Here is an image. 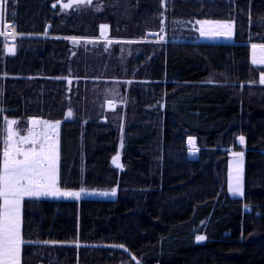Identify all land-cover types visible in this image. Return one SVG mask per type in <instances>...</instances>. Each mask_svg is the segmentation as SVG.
<instances>
[{"label":"trees","instance_id":"16d2710c","mask_svg":"<svg viewBox=\"0 0 264 264\" xmlns=\"http://www.w3.org/2000/svg\"><path fill=\"white\" fill-rule=\"evenodd\" d=\"M202 19L235 21L234 40H200ZM5 21L18 34L0 35V168L8 118L59 120L60 187L117 190L25 198L22 264H264V66L250 45L264 0H9ZM104 24L135 41L94 39ZM230 150L246 151L241 196Z\"/></svg>","mask_w":264,"mask_h":264},{"label":"snow or ice","instance_id":"6c2138e0","mask_svg":"<svg viewBox=\"0 0 264 264\" xmlns=\"http://www.w3.org/2000/svg\"><path fill=\"white\" fill-rule=\"evenodd\" d=\"M94 0H70L63 3L62 7L68 9L74 5L92 4ZM9 0H0V21L5 19ZM53 8L57 3L52 4ZM201 37L232 38L234 23L231 21L197 20ZM207 26V27H206ZM101 34L108 28L107 24L101 25ZM14 29V23L8 24V30ZM163 31V28L161 29ZM0 32V35H3ZM47 35V33H45ZM73 43H79L77 37H66ZM163 40V37H161ZM112 43V41H108ZM118 42V41H117ZM132 43V41H129ZM253 65H264V43H252ZM260 49L259 60L256 59L255 50ZM10 54L15 55V48H9ZM68 84L72 81L68 80ZM259 84L264 85V74L259 78ZM5 111L0 109V112ZM8 111H11L10 109ZM68 118L73 112L67 113ZM7 139L3 141V165L0 168V264H21V246L31 243L22 235V204L25 198L38 197H72L79 200L83 195H95L88 193L84 188L79 191H64L58 186L59 173V128L61 121L50 122L46 119H31L32 128L28 129V135H19L13 131L12 125H17L16 120L6 121ZM241 145L245 144V138L239 137ZM193 143V141H189ZM28 145H31L30 147ZM233 171L229 172L228 190L233 195H243L242 173L244 152H233ZM120 157L113 158V164L122 167ZM99 195L115 196L116 189L111 192H101ZM205 236L196 237L197 242H203ZM49 243V242H45Z\"/></svg>","mask_w":264,"mask_h":264},{"label":"rangeland","instance_id":"374dc122","mask_svg":"<svg viewBox=\"0 0 264 264\" xmlns=\"http://www.w3.org/2000/svg\"><path fill=\"white\" fill-rule=\"evenodd\" d=\"M70 0H61V3H69ZM202 20H212V21H217V19H202ZM218 21H231L234 23V30H233V36L232 38H223V37H216V38H212V37H201L200 36V32H199V28L201 27L200 25L196 24V27L198 29V38L202 41H216V42H229V41H233L234 38H235V21H232V20H218ZM13 23V22H11ZM207 27V26H206ZM16 29V24L14 23V30L12 29L11 31L6 29V33L4 35H7V36H11V38H14L18 33L17 31L15 30ZM162 37V36H161ZM94 39H99L102 43H108L110 46L113 45L114 42L118 41L117 43L118 44H121V48H123L122 50H124V48H126L127 45H129V41L130 40H120V39H117L115 37H112L110 36L109 34V31H108V28L105 30V33H103V35H100ZM108 41H112V43H109ZM135 40H132V43L134 42ZM261 55V51L260 49H256L255 50V56H256V59L259 60V57ZM253 59V50L251 48V60ZM120 86L122 87V84L120 82H113V83H108L106 84V86L104 88L100 87V91L102 89V91L104 92V95L107 94V95H111L112 97L114 95L117 94V92L120 90ZM119 106V102L117 99L115 98H111L109 100H107L106 102V108L110 109V110H114L116 109L117 107ZM112 116H115V114H113ZM36 118V117H35ZM33 119V118H32ZM8 120H16L17 119H14V118H8ZM50 122H55L54 120H49ZM20 122V123H19ZM19 122L17 121V125H12V129L13 131L15 132H18L19 135L23 136V135H28V129L32 128V124L30 127H26V125L24 123H22V121L19 120ZM6 127H8L6 125ZM7 129V128H6ZM6 134V133H5ZM7 139V136L6 138ZM191 141H193V143H191V148L193 150L194 153H196V151L198 150V144H197V141H196V138L194 137H191L190 138ZM29 147L31 145H28ZM5 147V145H4ZM243 151L244 152V157H243V173H242V190H243V194H244V190H245V164H246V151L245 150H235V151H232L230 150V154H229V163H228V186H229V172L230 171H233V160H234V157L232 155L233 152H241ZM59 159H60V149H59ZM120 163V161H119ZM2 165H3V157H2ZM121 165V163H120ZM2 168V167H1ZM59 169H60V163L58 161V173H59ZM58 186L60 187L59 185V180H58ZM61 188V187H60ZM88 193H92V192H95L97 194L95 195H83L81 196V199L83 198H88V197H97V198H114L116 195H117V190H116V195L115 196H103V195H99V193L101 192H105L104 190H99V189H88V188H84ZM61 190H64V191H79L80 189H64V188H61ZM107 192H111L110 191H107ZM229 192V190H228ZM229 194L231 196H241V195H233L232 193L229 192ZM43 198H50V199H74V200H77L75 198H72V197H43ZM22 226H23V204H22ZM21 264H22V246H21Z\"/></svg>","mask_w":264,"mask_h":264},{"label":"crops","instance_id":"0c3cea01","mask_svg":"<svg viewBox=\"0 0 264 264\" xmlns=\"http://www.w3.org/2000/svg\"><path fill=\"white\" fill-rule=\"evenodd\" d=\"M4 16H5V13H4ZM6 29H8V22L5 21V19H4L3 21H0V32H3L5 34L6 33ZM255 43L259 44V43H262V42H255ZM256 65H260V64H256ZM260 66H264V65H260ZM262 74H264V72Z\"/></svg>","mask_w":264,"mask_h":264},{"label":"water","instance_id":"95a60500","mask_svg":"<svg viewBox=\"0 0 264 264\" xmlns=\"http://www.w3.org/2000/svg\"><path fill=\"white\" fill-rule=\"evenodd\" d=\"M10 22H8V24H9ZM48 30H49V27H48ZM158 35V33L156 32V31H150L149 33H148V36H152V37H156ZM14 39L15 38H11V40L12 41H14ZM106 118H104V120H105Z\"/></svg>","mask_w":264,"mask_h":264}]
</instances>
